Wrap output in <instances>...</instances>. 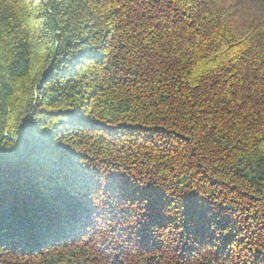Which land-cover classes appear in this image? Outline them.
Returning <instances> with one entry per match:
<instances>
[{
  "label": "trees",
  "instance_id": "16d2710c",
  "mask_svg": "<svg viewBox=\"0 0 264 264\" xmlns=\"http://www.w3.org/2000/svg\"><path fill=\"white\" fill-rule=\"evenodd\" d=\"M0 264H264V0H0Z\"/></svg>",
  "mask_w": 264,
  "mask_h": 264
}]
</instances>
